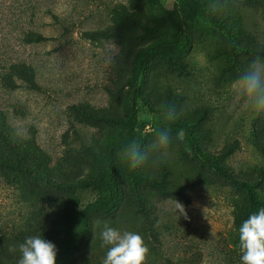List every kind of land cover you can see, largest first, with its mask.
<instances>
[{
    "label": "rangeland",
    "instance_id": "374dc122",
    "mask_svg": "<svg viewBox=\"0 0 264 264\" xmlns=\"http://www.w3.org/2000/svg\"><path fill=\"white\" fill-rule=\"evenodd\" d=\"M39 1L41 15L30 21L48 39L24 43L15 27L30 18V10L20 19L22 0H0L5 264H18L26 237L61 224L63 205L93 197L88 184L95 162L117 140L129 114L127 81L138 53L153 40L146 27L156 26L144 24L152 0ZM163 4L188 43L180 54L152 60L141 78L146 158L120 177L117 205L90 214L91 233L66 252V264H102L104 223L143 237L149 248L144 264H242L243 221L237 217L248 207V191L230 185L210 160L229 167L264 202V109L249 106L236 85L254 59H264V0ZM45 5L56 17L41 12ZM89 32L100 34L92 39ZM19 59L34 66L36 87L22 81L11 88L1 80L7 65ZM169 108L176 113L172 120L164 116ZM180 129L183 140L176 137ZM161 130L171 137L166 148L157 144Z\"/></svg>",
    "mask_w": 264,
    "mask_h": 264
},
{
    "label": "trees",
    "instance_id": "16d2710c",
    "mask_svg": "<svg viewBox=\"0 0 264 264\" xmlns=\"http://www.w3.org/2000/svg\"><path fill=\"white\" fill-rule=\"evenodd\" d=\"M186 1L187 4H191L196 0ZM39 4V0H22L23 7L20 9V19L21 15L29 10L28 16L30 18L26 19L27 21H19L15 28L24 43H38L48 39L43 32L35 29L30 21L31 18H37L41 15V13L37 14ZM41 12H47L52 17H56L49 5H45ZM192 12L193 15L196 14V11L193 10ZM149 22L156 24L155 27H146L147 34L153 40L138 53L128 78L126 97L130 103V111L127 118L120 123L118 138L103 149L95 162L93 174L88 184L93 190V197L83 204L66 203L63 205L60 210L61 224L49 227L42 233L44 238L53 242L57 248L56 264H66V252L80 247L88 239L91 233L90 214L93 211H110L119 201L120 177L133 170L128 162L122 158L121 149L131 139H136L141 148L145 141V135L139 127L140 82L148 64L155 58H166L180 54L187 46V33L174 14L165 8L163 0L151 1V11L144 24ZM88 34L90 38L95 39L100 33L89 32ZM34 72L32 63L19 59L11 61L7 65L1 80L11 88L19 86L22 81L28 87L34 88L36 87ZM210 162L213 169L230 185L235 188L243 187L248 191L249 204L244 213L237 217L238 223L244 221L255 209L264 207V202H261L252 192L251 185L235 176L225 164H221L216 159H211ZM0 264L5 263L0 259Z\"/></svg>",
    "mask_w": 264,
    "mask_h": 264
},
{
    "label": "clouds",
    "instance_id": "9594fccd",
    "mask_svg": "<svg viewBox=\"0 0 264 264\" xmlns=\"http://www.w3.org/2000/svg\"><path fill=\"white\" fill-rule=\"evenodd\" d=\"M236 85L246 103L255 109H264V59H254L239 75ZM174 109H167L165 119L175 118ZM185 132L180 129L176 137L183 140ZM171 137L168 130L158 133L157 144L166 148ZM121 156L131 168H136L146 158L139 142L131 139L123 145ZM177 210L184 213V207L176 201ZM239 244L243 251L242 264H264V207L249 215L238 229ZM101 246L107 251L102 264H144L149 248L138 232L121 231L104 223L100 231ZM18 264H56L57 248L44 238L41 230L30 235L19 244Z\"/></svg>",
    "mask_w": 264,
    "mask_h": 264
}]
</instances>
